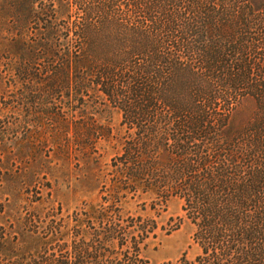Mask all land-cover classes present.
<instances>
[{"label":"trees","instance_id":"1","mask_svg":"<svg viewBox=\"0 0 264 264\" xmlns=\"http://www.w3.org/2000/svg\"><path fill=\"white\" fill-rule=\"evenodd\" d=\"M55 2L0 0V152L94 161L112 110L125 134L97 203L63 215L31 180L37 217L0 225V264H149L172 199L198 247L177 264H264V0Z\"/></svg>","mask_w":264,"mask_h":264},{"label":"rangeland","instance_id":"2","mask_svg":"<svg viewBox=\"0 0 264 264\" xmlns=\"http://www.w3.org/2000/svg\"><path fill=\"white\" fill-rule=\"evenodd\" d=\"M55 1L37 0L35 5L39 6L40 2H44L49 7L53 5L56 7ZM62 1L72 2V0ZM0 6L8 7L2 3ZM237 112V122L247 124L253 116L254 101L248 98L247 101L241 102L237 107ZM8 120L12 121V117ZM99 121L100 124L109 125L112 128V137L109 140L96 142L97 154H94V161L86 156L78 157L77 155L67 159L63 154L44 147L41 148L42 152H36L38 160H32L28 156H25V159L22 156L19 159H8L4 152H0V203L5 206L0 212V225L9 228L11 225L17 227L19 221L22 222L28 215H36L34 207L38 209L40 207L36 203L29 206L27 200L36 191L32 179L43 185L41 190L43 198L47 200L49 197L54 207H61L63 215L71 214L83 202L97 203L100 200L98 176L107 173L110 160L121 152L125 128L120 126L121 114L115 110L104 112ZM4 126V120L0 116V143L2 132L5 130ZM12 148L17 151V148L13 146ZM26 152L31 155L30 151ZM24 166L28 167V175H26L30 177L28 179L23 174ZM34 175L38 178L33 177ZM47 183L50 185L49 196H47L48 189L45 186ZM136 205L138 203H132L128 206V210L133 214L139 213L147 216V209L142 212ZM149 214L166 229L170 228V219H173L172 224H174L178 221L177 218H183L179 229L172 231L169 235L159 232V240L151 242L146 251L149 264H177L184 253H187L189 257L198 253V247L192 240L194 228L182 212V201L172 199L167 203L165 210L160 211L158 215L155 212H149Z\"/></svg>","mask_w":264,"mask_h":264}]
</instances>
